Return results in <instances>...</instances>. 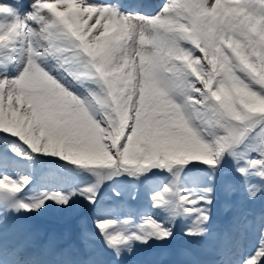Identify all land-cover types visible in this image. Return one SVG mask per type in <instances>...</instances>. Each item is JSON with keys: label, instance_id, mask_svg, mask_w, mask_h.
Masks as SVG:
<instances>
[{"label": "snow or ice", "instance_id": "1", "mask_svg": "<svg viewBox=\"0 0 264 264\" xmlns=\"http://www.w3.org/2000/svg\"><path fill=\"white\" fill-rule=\"evenodd\" d=\"M119 0L0 2V141L32 164L91 180L68 192L30 194L31 174H10L0 154V264H155L175 238L179 264H264V215L233 217L213 234L217 181L264 195V0H161L151 13ZM91 21V23H90ZM164 176L139 219L100 206L105 182ZM119 197L121 192L114 190ZM94 210L78 246L40 242L22 218ZM132 200L136 199L133 192ZM258 243L234 259L235 236Z\"/></svg>", "mask_w": 264, "mask_h": 264}, {"label": "rangeland", "instance_id": "2", "mask_svg": "<svg viewBox=\"0 0 264 264\" xmlns=\"http://www.w3.org/2000/svg\"><path fill=\"white\" fill-rule=\"evenodd\" d=\"M0 2L12 3V0H0ZM24 2L25 4H27L28 0H24ZM49 2H54V0H49ZM119 2L127 6L133 5V7H136L137 5L144 7L149 10L148 13H151L156 9L158 4L161 3V0H119ZM15 147L23 146L17 143L12 144L0 141V154L4 152L6 156L11 157L12 161H10L8 169H6V171H8L10 174L21 172L33 175V184L29 186L30 194H38L41 191L53 190L68 192L70 188H78L91 180V177L87 173L77 175L74 171H66L52 164H32L30 168L28 161L22 160L12 154L10 149ZM224 179L232 181L235 190L230 197L226 198L221 187L222 180L217 181L216 200L219 203L220 209L218 213L221 220L219 225H217L218 227L212 225V229L214 228L217 230V233L212 231L214 235L222 233L228 227L227 220L228 218L231 220L234 216H236V213H239V211H237V207L238 204L241 203V201L244 203V206H246V209L241 210L238 215L239 217H246L249 221H253L259 220L261 215H264V199L258 202V199H260L261 197L257 198L255 203L260 207V210H258L257 212L258 216L253 215L252 213H254V210H256L257 206H255V209L252 208L251 204L254 202H249L246 199L239 181L234 180L231 176ZM133 183L135 185H133ZM132 186L139 188L140 191V194L136 195L135 200H132L130 198L133 193V190L131 188ZM148 188L152 190L154 188L153 184H150ZM110 190L121 192V195L125 196L126 199L124 203L129 207H138V205L140 206L143 201H145L146 195L144 194V191L141 187V183L137 184L136 182L131 180H122L120 182H105V184L101 186L98 195V201L101 207L108 208L114 202H117L113 194L109 193ZM151 194L152 191L149 192V195ZM73 199L76 200L77 203L71 210L60 212L54 208H48L42 211L39 215L22 218L20 221V225L25 226V228H31V239L37 241L41 240L40 242L46 243L55 242L61 245L78 246L83 242L82 234L84 233V231L86 229L89 231L91 230V221L94 215V210L89 209L87 203L82 199L78 197H73ZM214 209H218L216 202L213 205L212 211ZM111 214L124 217L127 213L121 211L115 214ZM143 214L144 213L137 214V219H139ZM215 217L216 216L212 213V220ZM184 228L185 223H182V221L178 222L175 228V238L166 245H161L158 248L151 249V253L153 252V255L157 256V258L155 256L153 259H151V261H154L155 264H164L162 263L163 258L160 259L158 257V250L160 251L162 248L172 247L173 245H175L174 247L176 248L182 247L186 244L188 245L189 241L184 239L185 237L183 235ZM59 232H64L65 236L63 235L60 237ZM237 236L238 238L235 237V257L233 255L234 259L239 258V256L252 249L253 246L258 243V232L255 229L242 231L238 233ZM243 248H245L244 252ZM173 261L174 259L171 258V261L169 263Z\"/></svg>", "mask_w": 264, "mask_h": 264}, {"label": "trees", "instance_id": "3", "mask_svg": "<svg viewBox=\"0 0 264 264\" xmlns=\"http://www.w3.org/2000/svg\"><path fill=\"white\" fill-rule=\"evenodd\" d=\"M165 179V177L164 176H157V177H153L150 181H148V182H145V183H141V187H142V189H143V191H144V194L146 195V197H145V201H143V203L139 206L138 205V207H129L128 205H126L124 202H125V196H123V195H120L119 197H116L115 195H114V190H110V194H113V196H114V198H116L115 200H117V202H114L112 205H110L109 207H108V209H112L113 211H112V213L113 214H115V213H117V212H125V213H127V210L128 209H133L134 210V212H133V214L136 216L137 214H139V213H145V212H147L148 211V207H149V197H150V195H149V192L150 191H152L151 189H149L148 187L150 186V184H153V186L155 187V186H157V185H159L160 183H162L163 182V180ZM133 185H135L134 183H133ZM132 188V190H133V192H135L136 193V195H139L140 194V191H139V188H136L135 186H132L131 187ZM262 199H264V195H262L261 196V198L260 199H258V202L260 201V200H262ZM118 201H120V202H118ZM216 202V205L218 206V209L217 210H213L212 211V213L216 216L213 220H212V224H211V230L212 231H214V232H216L217 230L216 229H212V225H214V226H217V225H219V223H220V217H219V213H218V211H219V209H220V207H219V203L217 202V200L215 201ZM251 206H252V208H254L255 209V206H257L256 205V203L254 202V203H252L251 204ZM251 208V209H252ZM244 210V209H246V206H244V203L241 201V203L240 204H238V207H237V211H239V213L241 212V210ZM258 210H260V207L259 206H257V208H256V210H254V213H252L253 215H257V212H258ZM239 213H236V216H234V217H237L238 215H239ZM258 216V215H257ZM219 217V218H218ZM256 217V216H255ZM228 218V217H227ZM231 220L228 218V220H227V225H229V222H230ZM182 223H184L183 221H182ZM37 225V224H36ZM218 227V226H217ZM217 233V232H216ZM65 236V233L64 232H59V236L61 237V236ZM68 236H69V234H68ZM235 237H237L238 238V236L236 235ZM69 238V237H68ZM184 239H186V238H184ZM187 240V239H186ZM189 244L187 245H184V246H182V247H178V248H176V247H174L175 245H173L172 247H167V248H162L160 251L158 250V253H159V258L160 259H162L163 258V262L162 263H164V264H179V261H181L182 259H186L187 258V254H188V252H189V249H190V247H191V244H190V242H188ZM156 255H153V252L151 253V250H149L147 253H146V255L144 256V259H146V260H149L150 259V261H151V259H153L154 257H155ZM164 256H165V258H164ZM167 256V257H166ZM156 258H157V256H156ZM171 258H173L174 259V261L173 262H171V263H169L170 261H171Z\"/></svg>", "mask_w": 264, "mask_h": 264}, {"label": "bare ground", "instance_id": "4", "mask_svg": "<svg viewBox=\"0 0 264 264\" xmlns=\"http://www.w3.org/2000/svg\"><path fill=\"white\" fill-rule=\"evenodd\" d=\"M9 3V2H8ZM137 6V5H136ZM129 7H133V5H130ZM137 10H140V11H143V12H145V13H148V9H146V8H144V7H141V6H138V8H137ZM2 141L3 142H6V143H17L18 144V142H16V141H14V140H12L11 138H8V137H4L3 139H2ZM22 146V145H21ZM20 227H21V229H22V231L27 235V236H31V228L29 227V228H25V226H23V225H20ZM41 241V240H40ZM244 250H245V248H243V252H244ZM234 257H235V255H234ZM237 258V257H236Z\"/></svg>", "mask_w": 264, "mask_h": 264}]
</instances>
